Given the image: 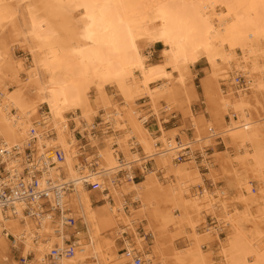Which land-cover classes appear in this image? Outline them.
Here are the masks:
<instances>
[{
	"label": "bare ground",
	"instance_id": "6f19581e",
	"mask_svg": "<svg viewBox=\"0 0 264 264\" xmlns=\"http://www.w3.org/2000/svg\"><path fill=\"white\" fill-rule=\"evenodd\" d=\"M18 48L27 62L17 59ZM204 60L208 106L197 118L191 103L198 91L188 81ZM237 75L250 87H238ZM144 98L154 116L161 102L181 108L194 141L166 130L169 120L153 137L139 110ZM35 125L55 135L39 138L38 154L53 146L65 152L49 175L74 186L65 209L86 226L75 256L59 264H132L126 248L143 252L147 264H215L205 244L219 247L218 264H264V0H0V146L27 148ZM84 141L89 146L80 150ZM186 147L203 153L204 169L222 187L210 191L195 161H175V150ZM214 156L217 169L209 167ZM8 157V170L21 167ZM87 181L101 185L96 201ZM197 185L202 193L192 196ZM131 198L137 205L126 208ZM208 212L223 227L202 234ZM4 230L32 257L28 264H44L50 248L73 233L51 216L37 221L0 210V264L10 262ZM181 237L187 247L179 251Z\"/></svg>",
	"mask_w": 264,
	"mask_h": 264
},
{
	"label": "built area",
	"instance_id": "2783aa9c",
	"mask_svg": "<svg viewBox=\"0 0 264 264\" xmlns=\"http://www.w3.org/2000/svg\"><path fill=\"white\" fill-rule=\"evenodd\" d=\"M235 84L238 87L245 88L251 85L248 84L242 75L236 76ZM39 126L42 127L40 123ZM37 127L35 125L30 132L32 140L27 148L13 147L9 150L5 145L0 146V210L5 214L9 213L11 217H17L19 211H21L25 216L37 221L51 216L57 220L60 227L62 226L68 232L72 231L73 233L70 234V237L65 239V245L51 247L45 257L44 264H59L64 258L75 256L80 248L78 236L80 232L86 230V226L83 220L76 218L74 215H69V212L65 209L66 196L73 191L74 186L67 181L63 182L49 175L52 169L63 163L65 152L60 147L53 146L48 148V150L46 148L44 153L38 154L37 142L39 138H43V136L54 138L55 135L49 132H40ZM209 132H211V128ZM217 140L220 143L222 142V140ZM175 142L177 146L184 144L180 139ZM85 146H89L86 141L79 145L80 150H83ZM9 154L15 157L16 163L20 164L21 167L16 166L12 170L6 168L5 163L10 158L8 157ZM193 157H195L194 152L188 147L180 151L178 149L175 150L174 158L178 164L191 161ZM199 157L201 162H203V156L200 155ZM97 159L98 156L93 161L96 163ZM201 166L207 169L205 164H201ZM92 167L95 168L94 166ZM81 171L83 172V170ZM84 174L83 172L82 175ZM120 175L126 176L124 171H121ZM85 185L94 192L101 191V185L98 181H87ZM136 202V200L131 198L127 201L126 208L131 205H137ZM4 232L6 231L4 230ZM58 233L61 234L60 230ZM123 235L126 238L129 237L127 233ZM6 236L12 242L13 248L17 249L15 247L16 238L11 234ZM125 254L132 260V264L144 263L143 258L136 254L135 251L132 253L126 248ZM31 258L30 255L25 256L22 253L19 264H28Z\"/></svg>",
	"mask_w": 264,
	"mask_h": 264
},
{
	"label": "rangeland",
	"instance_id": "374dc122",
	"mask_svg": "<svg viewBox=\"0 0 264 264\" xmlns=\"http://www.w3.org/2000/svg\"><path fill=\"white\" fill-rule=\"evenodd\" d=\"M15 53H16V56L18 57L17 59L22 60V61H26L28 54L26 53L25 50H22V48H20V49L18 48L15 50ZM161 60L162 59L160 57V54L154 51L153 52V58H151V62L157 63ZM205 67H206V62L204 60L198 66H196V68L193 69L192 75H191V80L188 81L189 84L195 85V87L198 91V96L191 103V110L197 118L200 117L204 113V111L207 109V106H208V103H206L207 100L204 98L203 90L201 87L202 79L206 76L207 70L205 69ZM22 79H25V77L22 76ZM108 92H109L110 96L112 97V100L117 101L119 103L122 102L121 98L119 96H115L116 93H115V90L113 88H109ZM138 104L141 106L139 108V110L142 112V114L146 118H150L149 119L150 124L147 127L151 131V133L153 134V137H158L160 135V133H159L160 122L163 123L166 120H169L168 123L163 124L166 130L177 129V131H179L180 133H183L185 131L187 133V136L184 135V137H183L184 143L190 144L194 141L193 139L196 137V133L193 130L187 131V127H188L187 122H186V120H184V113H183L181 108L176 107V108H172L171 110H168L167 104L165 102H161L158 104L159 116H154L153 115L154 112L151 111L149 99H147V98L141 99L138 102ZM96 123H98V125H100L102 123V118L98 117V120L96 121ZM153 125H155L156 128ZM212 128H214L215 131L217 129L216 126H213ZM206 130L208 132L209 128H206ZM81 144H79V145H81ZM215 144H217V141H215ZM215 147H216L217 151H222L224 149V146L221 144L215 145ZM191 150L193 151V149H191ZM193 152H194L195 157H193L192 160L195 161L197 163V165L199 166V169L203 175V179L205 180V182H204L205 186L212 192L214 190H216L217 188L222 187L224 185V183L219 182L220 181L219 176L213 175L212 173H210V171H209L210 169L205 170L204 167L201 166V164H204V162H201L199 156L200 155L203 156V153L197 149ZM214 153H215L214 149H208L206 152V154L209 156L213 155ZM232 155H233V153H232ZM203 159H204V156H203ZM216 160H217L216 156L210 157L208 159V161H210V163H211L209 167H212L213 169H217L218 164H217ZM189 162L190 161L184 162V163H189ZM213 164H216V166H212ZM179 165H182V163H180ZM145 167L147 169L154 168L153 162H149L148 164H145ZM134 171L137 173V175H139L138 181L142 180L143 176L140 175L142 173V168L136 166ZM254 185H256V184H254ZM191 192H192V196L201 195L202 187L200 185H197L191 190ZM97 196L98 195L96 194V192H94L92 195V197L95 201L97 200ZM97 204H99V203H96V205ZM217 216H218V213L215 215H212L209 212L203 214L202 220H201V228H200V231L202 232V234L207 233L208 228H213V227L216 228L217 227V229H218L221 226L223 227V225H221L217 222V219H218ZM76 218H79V217H76ZM138 233H140L141 237L146 238V241L151 246L154 245L153 237L151 235H148V236L145 235V233H146L145 227H141V228L139 227ZM219 233L222 234L223 232L220 230ZM129 234L131 235V237ZM129 234H128L129 237H127V239L131 241L130 243H132L133 248H135L136 246L134 245V243L132 241L133 235L131 233H129ZM221 237L225 238V235H221ZM175 244H176V248L179 251L184 250L187 247V244L185 243L184 237L178 238L176 240ZM123 247L124 246H121V248H123ZM7 248L8 249L6 251H4L3 255L10 257V262L8 264H12V263L19 264L20 256L22 254V250H18V249L13 248L12 242L10 240H8V242H7ZM204 250L211 254L212 260L215 262V264L219 263V261H220L219 247H215V248H213L212 251H208L209 245L205 244ZM121 253H123V252H121ZM139 253H140L139 255L142 256V258H143V261H144L143 264H147L146 260H145V254L143 252H139ZM147 253L150 254V252H147ZM159 263L160 262L157 261V264H159Z\"/></svg>",
	"mask_w": 264,
	"mask_h": 264
},
{
	"label": "crops",
	"instance_id": "0c3cea01",
	"mask_svg": "<svg viewBox=\"0 0 264 264\" xmlns=\"http://www.w3.org/2000/svg\"><path fill=\"white\" fill-rule=\"evenodd\" d=\"M155 127V125H153ZM156 128V127H155Z\"/></svg>",
	"mask_w": 264,
	"mask_h": 264
}]
</instances>
